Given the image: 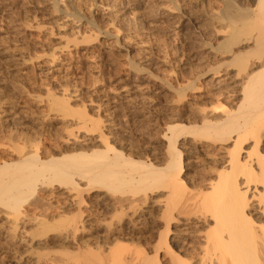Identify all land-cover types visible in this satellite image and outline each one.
<instances>
[{"label":"rangeland","instance_id":"obj_1","mask_svg":"<svg viewBox=\"0 0 264 264\" xmlns=\"http://www.w3.org/2000/svg\"><path fill=\"white\" fill-rule=\"evenodd\" d=\"M59 1L60 10L54 12L52 0H0V162L36 145L46 151L90 152L103 149L106 138L123 155L161 166L168 127L178 125L184 165L179 177L187 187L183 197L197 195L198 183L221 166L222 147L231 145L206 137L217 131L222 111L236 116L241 77L248 69L238 75L236 70L258 59L261 51L254 44L259 34L263 37L262 20L259 28L250 25L237 34L236 44L226 45L225 37L239 23L223 15L226 0ZM231 1L237 9L256 4ZM107 4L117 15L102 10ZM64 8L66 13L77 10L80 21L71 15L65 19ZM89 16L92 24L85 20ZM212 75L223 79L215 83ZM92 162L86 158L82 167ZM129 171L134 180L118 190L101 186L80 192L83 181L73 186L53 179L59 187L52 195L47 188L34 190L17 212L1 204L0 264H149L155 254L153 263L173 264L159 249L165 222L156 196L165 188L158 186L155 173L139 178L136 170ZM196 195L185 215L173 211L178 219L169 224L170 232L180 229L191 245L208 229L196 221L203 211L199 201L205 200ZM133 196L134 203L117 201ZM180 198L178 192L175 202ZM78 207L88 214L83 226L55 225L58 214H73ZM23 212L27 218L18 214ZM41 218L53 226L39 236ZM193 255L192 249L181 252L190 264Z\"/></svg>","mask_w":264,"mask_h":264},{"label":"bare ground","instance_id":"obj_2","mask_svg":"<svg viewBox=\"0 0 264 264\" xmlns=\"http://www.w3.org/2000/svg\"><path fill=\"white\" fill-rule=\"evenodd\" d=\"M56 1L52 0L51 2L53 10H55L54 12L60 10ZM60 1L58 3H60ZM166 1L171 2V4L173 2V0ZM253 1L256 2L254 8L251 6V8H249V6H247L246 9L243 7L242 9L244 10H242L241 8L237 9V6H235L231 0H226L222 11L227 19L239 21L237 25H234V30L225 37L226 45L236 44L237 34L246 32L248 28H250V25L259 28L258 25H261V23L258 22L262 20L263 25L260 30L263 37H260L259 34V39L255 38L254 44V48L257 52L261 51L258 53L260 55L256 53L257 60L261 59V64L253 67L257 63V60L250 63L242 62L238 64L236 75H238V71L241 69L247 68L248 70L245 75L241 77V85L239 88L240 97L236 103V116H234V114L231 115L229 111H222V121L215 125L217 131L214 130V133L207 134L206 137L208 139L210 138L209 141H214V143L216 142L215 140L220 143L229 141L231 145L229 148L221 146L222 149L224 148V153L222 152L224 156L221 158L222 160L220 163L221 166H218L219 168L216 169L211 179H208L202 185L198 183L199 186L196 187L197 195L189 192L187 193L188 195L186 194V197H183L187 188L185 179L179 177L184 166L183 153L182 150L177 147L179 140L178 136H180L177 132L181 126L170 125L168 127L170 135L167 136L168 140L166 144L167 157L165 158L164 164L161 166L134 159L129 155H123V152L117 149L114 143H108L106 138L103 141V143H105L103 149H97L96 147V149H94V147H92L93 149H91L90 152L86 150L81 151L80 149L79 151L66 152V148H61L57 151H48L47 149L46 151L45 147V149H38L37 145L33 147V149L35 148L34 150H32V148L30 150L31 146H29V148L27 147L29 150L27 149L28 151L26 150L25 152H22L21 149L18 151L19 154L16 158L0 162V205L3 204V207L8 206V208L10 207L17 212L20 210H18L20 202L22 203L25 196L32 194L34 190H43L47 188L45 191L52 195L56 187H59L53 185L54 181L61 185L62 183L67 185L70 182L73 186H77L83 181L82 185L84 186L80 190V185V192L89 189L93 191V188H99L101 186L106 187V189L115 190L129 180H134V175L131 173L129 174V172H131L129 170L131 169L132 172L136 170V174L139 178L148 177L155 173L159 178L158 181L163 185L160 184L158 186H160V188L164 187L166 190L160 191L156 196L160 209L159 216H161L160 218L165 222L163 223V230L158 233L161 237V239H159V242L161 240L159 249L161 247L163 248V250H161L169 255L170 261L173 262V264H190V261L181 257V252L187 251L188 249H192L194 252L192 257L193 264H264V56H262L264 54V0ZM62 5L64 6V4ZM107 5L102 9L107 15L109 14V16H111L118 13L116 11L113 12V8L111 9L110 6ZM65 9L66 8H64V10L62 9L63 12L65 11L63 13L65 19L66 17H73V19L76 20L81 17L77 10L66 13L68 10ZM60 13L62 12L60 11ZM80 19H78V21H80ZM92 19L93 18L89 16V18L87 17L85 20H88L92 24ZM91 24L90 26H92ZM92 28H95L94 30L97 31L96 27ZM91 30L90 28V31ZM213 77L214 75H212V79ZM221 78L215 77L213 80L215 83H218ZM61 106L63 107L65 105L62 104ZM223 112L226 113L223 114ZM204 122L209 123L207 120H204ZM225 148L228 149L226 150ZM217 150H219V148ZM189 151L186 155H189ZM86 158H91L93 161L90 168L82 167ZM128 166H132L133 168L128 169ZM160 179H162L163 182ZM178 192H181V198L178 202H175L174 198ZM199 194L203 199L205 198L206 201L200 199L201 201H199V204L202 206L200 210L203 208V211L198 214L196 221L202 223L201 225H205L206 223L208 229L203 236L198 238L199 240L197 238L195 239L197 245L193 243L192 246V241H188L181 236L180 229L177 230V233H175L176 231L170 232L171 229L169 228V224L174 219H178L176 215H173V211H177L176 213L179 215H183V213L185 215L187 209L189 210L187 207L190 206V200H192L194 195L198 197ZM134 196L133 199L129 197H118L117 201L124 205L125 201L132 202ZM78 197L80 200L83 199L81 198V194H79ZM116 197L117 196H115V198ZM79 201L77 202L79 205H81L82 202L84 203V200L82 202ZM202 201L205 203H202ZM132 203H134V201ZM132 203H129V205ZM115 204L117 205V203ZM109 207L111 208L110 205ZM106 209H103V212H106ZM62 212L64 213V211ZM84 212L85 211H82L80 207H78V210L73 214H68L69 216L67 214H58V217H56L57 219L55 218L53 222L55 225L65 223V226L68 225V223H72L73 227L77 228V225H84V217L88 215L84 214ZM18 214H22V217L26 215L25 212ZM44 219L45 220H42L41 218V222L39 221V224L42 225H40L41 228H39V232H41H36L39 236L44 234L52 225L46 222V218ZM168 234L169 236L167 238ZM167 239L169 242L175 244L176 247H172L173 244L170 245ZM155 258L158 260L157 254H155L154 259L152 258L150 262H154ZM150 262L149 264H151ZM153 262L152 264H158L157 261H155V263Z\"/></svg>","mask_w":264,"mask_h":264}]
</instances>
